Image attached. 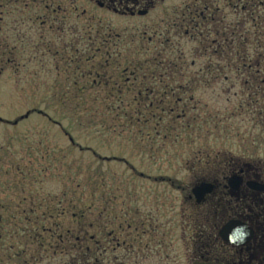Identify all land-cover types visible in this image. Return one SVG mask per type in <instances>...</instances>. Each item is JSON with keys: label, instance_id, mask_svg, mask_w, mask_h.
Segmentation results:
<instances>
[{"label": "rangeland", "instance_id": "rangeland-1", "mask_svg": "<svg viewBox=\"0 0 264 264\" xmlns=\"http://www.w3.org/2000/svg\"><path fill=\"white\" fill-rule=\"evenodd\" d=\"M244 4L0 0V264H65L64 228L102 264H192L191 188L264 169Z\"/></svg>", "mask_w": 264, "mask_h": 264}, {"label": "flooded vegetation", "instance_id": "flooded-vegetation-1", "mask_svg": "<svg viewBox=\"0 0 264 264\" xmlns=\"http://www.w3.org/2000/svg\"><path fill=\"white\" fill-rule=\"evenodd\" d=\"M93 1L100 8H110L131 16L135 12H147L155 2ZM227 172L229 176L221 181L213 179L206 182L211 185L210 192L204 194L199 202L192 194V189L205 181L191 188L189 199L195 203L194 213L190 217L195 232L190 240L195 254L192 264H264V169L242 164L236 168L228 166ZM230 221L238 222L245 230L232 238L233 242L224 240L220 235L222 227ZM243 239L246 240L238 244Z\"/></svg>", "mask_w": 264, "mask_h": 264}, {"label": "trees", "instance_id": "trees-1", "mask_svg": "<svg viewBox=\"0 0 264 264\" xmlns=\"http://www.w3.org/2000/svg\"><path fill=\"white\" fill-rule=\"evenodd\" d=\"M246 4L240 9L241 12H246L244 20H248L251 25V30L253 31V35L255 36V44L253 46L254 54H243L237 51V59L238 63L236 66L237 70L241 71L240 74L244 75L248 73L249 78L246 81H243V84L252 85L249 86L248 89L250 93L248 95V99L252 101L261 100L264 106V9L261 7L264 6V0H245ZM261 41V42H260ZM247 50L244 47V51ZM261 73V76H258ZM89 207H87L88 210ZM58 217H62L64 213H59ZM101 217V212L99 213ZM60 217V218H61ZM83 217V216H82ZM82 217L78 218L81 222ZM84 218V217H83ZM79 225V230L85 231V228L90 227L86 225L85 221ZM58 226V224H57ZM81 227V228H80ZM60 228V227H58ZM100 230H98L99 232ZM63 233H60L59 239H62V236L65 238H69V242L67 245L61 247L62 242L59 244V254L68 258L65 264H102V249L98 245V242L92 241V238L87 236L80 237L75 235L71 231L70 228H64ZM111 235V233H110ZM109 236V235H108ZM89 242H91V246H89Z\"/></svg>", "mask_w": 264, "mask_h": 264}, {"label": "water", "instance_id": "water-1", "mask_svg": "<svg viewBox=\"0 0 264 264\" xmlns=\"http://www.w3.org/2000/svg\"><path fill=\"white\" fill-rule=\"evenodd\" d=\"M211 185L207 183H201L192 189V194L194 195L197 202H199L204 194L210 192ZM243 227L236 221H230L226 225L222 227L220 230V235L222 238L228 242H233L232 238H236L237 234L244 233ZM246 239H243L242 241L238 242V244H242ZM236 243V242H234ZM193 264H201V263H193Z\"/></svg>", "mask_w": 264, "mask_h": 264}]
</instances>
